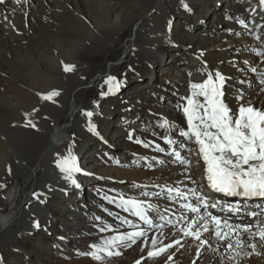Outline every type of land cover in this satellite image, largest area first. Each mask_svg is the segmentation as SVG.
Instances as JSON below:
<instances>
[{"label": "bare ground", "instance_id": "obj_1", "mask_svg": "<svg viewBox=\"0 0 264 264\" xmlns=\"http://www.w3.org/2000/svg\"><path fill=\"white\" fill-rule=\"evenodd\" d=\"M31 1L21 0L16 4L7 0L5 5H0V87H4L0 91V185H5L0 187V264L10 261L38 264L36 256L41 250V236L49 230L51 222L58 223L57 230L51 233L55 243L50 256L56 264H82L94 260L81 253L92 251L90 245L102 244L120 233L137 230L134 226L144 229L146 234L136 243L126 241L132 247L123 252L124 257H128L127 264H136L137 260L141 264H264V242L258 237L250 238L243 231L231 234L233 243L238 237L243 241L242 246L231 249L226 247L227 242L217 240L211 232L202 233V239L208 244L201 245L179 231L182 217L195 216L183 205L194 204L200 207V215L205 214L204 207L189 190L197 189L208 203L212 194L207 189L206 164L197 155V145L179 134V129L187 127L182 111L186 100L182 98L191 94L192 83H201L208 73L218 71L225 77V101L230 107L236 109L239 103L250 102L264 110V9L259 3L254 7L251 3L234 2L235 11L215 4L209 15H199L196 19L201 25L196 31L199 38L191 41L192 47L187 48L191 57L186 59L177 53L179 60L177 56L169 60L160 55L162 51L170 53L179 49L172 47V20L180 16L193 18L196 7L190 2L157 0L153 4L148 0L143 3L146 13H141V2L133 0L125 12L114 15L110 0H40L35 12L48 5V1H54L53 13L45 9L41 19L35 22L34 17L28 15ZM106 1L108 6L104 5ZM102 5L104 14L99 16L97 12L94 15L92 12ZM63 14L82 15L81 21L87 20L86 15L92 16L96 21L89 26L83 44H57L61 58H55L53 52L46 56L41 50L44 38L40 37L47 29L44 20ZM252 14L256 16L253 18ZM232 19L239 24L231 23L229 20ZM260 21V31H257ZM215 25L222 26L216 28ZM31 29L35 33L31 37L36 42L34 47H29L26 36L22 35ZM66 32L72 34V31ZM126 33L124 41L122 38ZM231 33L236 37L228 40ZM121 39L124 43L118 54H114L113 61L101 66L90 77L89 73L95 70L90 66L91 54L107 53L106 50ZM206 55L212 57L210 61L204 59ZM184 58L186 64L178 66ZM65 65L73 66L72 71L66 72ZM25 68L28 71L21 73ZM253 68L256 71L253 72ZM108 76H115L125 88L120 96L136 112L129 121L121 115L112 118L114 113L103 103L117 91H108L105 83ZM3 81L4 85L1 84ZM89 84H93L98 95L82 104ZM53 91L59 95L51 100L42 99L43 95ZM134 91L138 94L132 98ZM238 93H243L242 101L236 100ZM87 112L92 116H87ZM29 120L37 127H26ZM165 120L169 126L161 127ZM105 121L108 125L102 128ZM92 126L94 131L89 130ZM152 131L162 140L157 138L155 141ZM165 137L176 143L168 145ZM133 141H140L143 146L133 148ZM157 145L164 150L160 151ZM173 150L180 153L179 157ZM84 151L89 155L84 156ZM69 152L83 170L74 173L81 189L65 180L56 166L57 159L68 156ZM20 180L22 188L15 184ZM130 183L131 190L120 186ZM151 183L164 190L159 192L148 186ZM27 185L31 186L28 190ZM168 188L181 189L188 194L187 200L175 197L174 193L170 195ZM82 189L83 192H76ZM121 197L152 205L147 208V213L155 219V228L142 227V222L131 210L118 207ZM53 198L62 201L58 207L59 219L50 217L52 213L47 203ZM109 199L114 202L109 203ZM207 209L233 225L252 224L253 231L264 221L258 218L255 221L246 212L225 217L226 214L217 208L209 206ZM37 223L39 227L35 226ZM104 225H109L111 230L101 232ZM209 227L214 225L209 222ZM34 233H38L36 240H40L36 243V253L27 250L19 241L31 239ZM152 238L157 240L156 247L177 239L181 243L174 244L159 257L149 259V250H140L139 244ZM251 243L256 244L255 251L249 247ZM124 246L126 244L117 248ZM4 253L12 259L6 261ZM169 255L171 259H168ZM93 264L99 263L94 260Z\"/></svg>", "mask_w": 264, "mask_h": 264}, {"label": "snow or ice", "instance_id": "obj_2", "mask_svg": "<svg viewBox=\"0 0 264 264\" xmlns=\"http://www.w3.org/2000/svg\"><path fill=\"white\" fill-rule=\"evenodd\" d=\"M6 2L7 0H0V5H5ZM13 2L19 4L21 0H13ZM259 7L264 9V0H259ZM240 23L244 24V21L241 20ZM245 28H247L246 24ZM245 63H248V61H245ZM72 69L73 66L71 65H65L64 67L66 72L72 71ZM252 71L254 72L256 69L253 68ZM105 83L108 85L109 92L118 90L120 86V82L115 76H108ZM224 86L225 77L218 71L214 74L208 73L207 78L201 83L190 85L191 94L182 98L186 100L182 111L186 118L187 127L179 129V134L187 141H194L197 145V155L202 157L206 164V180L212 190L223 193L225 196H238L246 199L264 198V110L257 109L250 102L246 104L239 103V106L233 109L225 101ZM105 94L102 93V95ZM57 95L59 93L53 91L50 94L43 95L42 99L51 100ZM235 98L237 101H242L243 93H238ZM86 115L91 117L92 113L87 112ZM27 126L37 127L31 120L28 121ZM160 126H169V122L165 120ZM89 130L94 131V126L90 127ZM164 139L168 145L176 143L168 137ZM181 146L185 147L186 145L181 144ZM157 148L160 151L164 150L159 145H157ZM173 154L177 157L180 155L175 150H173ZM182 162L187 163V161ZM56 166L64 174L65 180L76 188L80 187L74 173H81L83 170L77 166L75 157L71 155V152L68 156L57 159ZM10 172L11 169H9ZM83 174L90 175V173ZM4 186L0 185V187ZM167 191L170 195L174 193L175 197L187 200L188 194L179 188H168ZM189 192L205 209L209 206L211 208L218 207L216 203L209 205L206 199L198 194L197 189H190ZM113 202L114 200L109 199V203ZM145 203L142 200H126L121 197L118 207H122L125 211L131 210L132 214L143 221L144 224L152 226L153 221L147 213V208H151L152 205L148 204L146 208ZM183 206L196 215L188 218L182 217L183 223L179 231L184 237H191L199 241L201 245L208 244L207 240L202 239V233L204 232H211L217 240L227 242L226 247L229 249L234 246L237 248L242 246L243 241L239 237L234 243L230 239L232 233L240 231L248 233L250 238L258 237L261 242H264V221H261L253 231L252 224L233 225L227 219H221L211 212L200 215V207L194 204L187 203ZM235 211H239V209H235ZM252 215L255 216L256 214L253 213ZM160 218L164 219L163 216ZM209 222L214 225L211 229ZM35 226L39 227V224L37 223ZM106 230H111L109 225L100 228L101 232ZM143 236H145L144 229L137 227L136 231L120 233L104 240L102 244L90 245L89 247L93 250L81 254L89 255L92 259L102 262L105 257L120 255V252L114 249L124 245L126 241L136 243V240ZM151 243L153 249L147 252L149 259L159 257L167 249L172 248L174 244L179 245L181 241L177 239L171 244L156 247L157 240L152 238ZM249 247L255 251L256 244L251 243ZM237 255H239L238 252ZM171 258V255H169L168 259ZM136 264H141V261L137 260Z\"/></svg>", "mask_w": 264, "mask_h": 264}, {"label": "rangeland", "instance_id": "obj_3", "mask_svg": "<svg viewBox=\"0 0 264 264\" xmlns=\"http://www.w3.org/2000/svg\"><path fill=\"white\" fill-rule=\"evenodd\" d=\"M39 1L40 0H32L31 4H29L30 8L28 10V15L31 14L34 17L35 22H38V18L41 19V14H42L43 10L45 11V9H47V11L49 9L50 13H53L51 8L53 7L52 4L54 3V1H48V5L44 6L38 12H35V9L40 6L39 5ZM132 1L133 0H110L109 3L112 5V7L114 9V15H117L118 13L125 12L127 7H128V5ZM138 1L141 2V5H140L141 6V13L145 12V9L143 7V3L144 2L147 3L148 0L147 1L146 0L145 1L144 0H138ZM156 1L157 0H152V3L154 4ZM183 1H184V3L185 2H187V3L190 2V4L192 6L196 7L198 12L195 9V12L192 13L193 18H191V16H188V17L180 16V17H176L175 19L172 20V24H171V28H170L172 30L171 31L172 32V36L171 37L173 38L172 47H176V48L178 47L179 49H176V51H175V49H173L172 51H170V53L166 52V51H162V54L160 55L161 57H163V58L165 57L166 59L168 58L169 60L175 59L176 56L178 58L179 55H176L177 53H180V56H184L186 59L191 57V53H190V51H188V49H190L192 47L190 42L193 41V40L197 41V38H199V36H198L199 34L196 33L197 29H199L200 28L199 26L201 25L199 22H196V19H198L199 15H202V16L209 15L211 7H213L215 4L217 6L218 5L219 6H224L225 5L224 8H228V9H230L232 11L237 10V6H233V3H231L230 1L226 2V0H183ZM195 1H198L199 3H194ZM209 1H210V5H208ZM250 1H248V2L247 1H243L241 3H251L250 5L254 6V7H256L258 5V3H259L258 1H254V0H250ZM106 3H107V1L105 2L104 5L108 6ZM238 3H240V2H238ZM104 5H102L101 7H98V9L94 10L95 12H92V13L95 15V13L98 12L97 14L99 16L101 15V13L104 14V10H105L104 7H103ZM115 7H116V9H115ZM56 11L59 12V13H63V12L60 11V9H57ZM99 16H98V18H99ZM255 16H256V14H252L253 18ZM83 17L85 18V15H83ZM81 18H82V15H76V17H74V16L72 17L71 14H63L61 17H51V18L45 19L44 20V24L47 27V29L44 31L45 32L43 34L44 36L43 35L40 36L41 38H44L43 40L45 42L44 44L41 45L42 46V49H41L42 52L45 53L46 56H50V55H48V53L50 54L51 52H53L55 58L56 57L57 58H61V56L59 55L60 51L56 47L57 44L63 45V43H65V42L66 43H74V44H77V43L78 44H83L85 42L84 41L85 37H87L88 34H89V26L91 25V23H94L96 20L92 19V16L89 17L87 15H86L87 20L83 18L84 20L81 21L82 20ZM36 19H37V21H36ZM229 21L231 23L232 22H236L237 24H239V22L234 20V19L229 20ZM40 23H43V22H40ZM212 25H214V24H212ZM221 26L222 25H215L216 28L221 27ZM257 27H258L257 31H260L261 21H260V24L257 25ZM66 31H69V32L72 31L71 32L72 34L70 35ZM22 35H24V37L26 36L25 37L26 38L25 42L27 44H29V47H34V44L36 42L31 39V37L33 35H35L34 30L31 29V30L25 32ZM127 35H128V33H126L124 35V37L122 38V39H124V41H125V39H127V37H126ZM208 35H211V34H208ZM258 36H260V35L258 34ZM230 37L232 38V37H236V36H234L233 33H231L230 36L228 37V40L231 39ZM122 39L117 44H115L113 46H110V49H109L110 51L106 50L107 53H105V51H103V52L101 51V52H94L93 54H91V59L89 60V62H90L91 69L92 70L95 69V70H94V72L91 71L89 73L90 77H92V75L94 73H96L98 71V69L101 68V66H103L106 63H110L111 61H113L114 54L115 53H116L115 55L118 54V52L120 51L119 48L124 43V42L122 43V41H123ZM228 40L226 39L227 42H228ZM226 41H224L222 43L225 44ZM207 49H210V48L209 47L206 48V51H205L206 53L209 52ZM40 55H42V57H44L43 54H40ZM107 56H108L109 59L107 58ZM185 58L182 59V61L180 60V63H178L179 64L178 66H182V65L186 64L187 61L185 62ZM211 58L212 57L207 56L204 59L210 61ZM178 60H179V58H178ZM8 64L9 63H7L6 65H8ZM9 66H11V65H9ZM12 68H13V66H12ZM27 71H28V69L25 68L24 71L21 70V73L23 72V74H24V72L26 73ZM159 78H161V76H159ZM1 84L4 85L5 82L3 81ZM130 85H128V87ZM2 88H4V87L1 86L0 87V91H2ZM132 88H133V86H132ZM124 89L125 88L123 87V85L120 86V88L116 91L115 95L110 96V97H106L104 99L103 103L104 104H108V106L111 108V111L114 113L112 118H116L117 115H121V116H123L125 119H127L129 121L136 115V112L133 111L132 110L133 107H131L125 101V99L120 96V95H122L121 93L124 91ZM137 94H138V92L134 91V94L132 95V98L136 97ZM97 95H98L97 92L93 88V84L87 85L86 86V94L83 96L82 104L84 103V101L86 103L87 101L92 100ZM114 96H118V97H114ZM107 123H108V121H105L104 123H102V125H101L102 128L107 127V125H108ZM140 126H143V124L140 125ZM130 134L132 135V131L130 132ZM152 136H153L152 138L155 141H157V138L160 137L153 131H152ZM158 140H160V139L158 138ZM161 140H162V138H161ZM91 145H93V143H91L90 146ZM139 146H143V145H140L137 141H133L132 142V147L133 148H137ZM83 155L84 156L85 155H89V152L88 151H84ZM158 166H160V165H158ZM139 168H141V167L139 166ZM149 168L152 169L151 167H149ZM15 184L18 185L20 188H22V184H23L22 180H20L17 183L15 182ZM131 185H132V183H130L128 185H120V186L126 187L128 190H131V188H132ZM30 187H31L30 185H27L26 189L28 190ZM80 189H81V186H80ZM3 192L4 191H2V193ZM53 202L55 204H53ZM59 202H60L59 199L53 198L50 203L49 202L47 203V204H49L47 206L51 209V213H52L50 217L53 216V217H57V219H59L60 213H59L58 207L60 206L62 201L60 203ZM57 225H58L57 222H51L48 225V228H47L49 230L44 231L45 232L44 235H43L44 237L41 236L42 237L41 238V242H40L41 243V250H40V253L36 256L38 264H56V262L54 260H52L50 254H51V250H52V245H54L53 243H55V240L53 239V235L51 233L57 230ZM39 230H41V229H39ZM37 234L38 233H34V235H32V237H31V239H27V240H21L20 239L19 241L27 250H30V251L36 253V249H37L36 248V243H38L40 241V240L39 241L36 240V238L39 237V235H37ZM43 239H44V241H43ZM127 243H129V242H125L126 246L115 249V251H119L120 252V255H114L112 257H105V259L102 262L101 261H96V260L95 261L97 263H99V264H127L128 263V257H126V256L124 257L123 252L124 251L125 252L129 251L132 248L131 244L129 243L130 246H128L129 244H127ZM152 248H153V245L151 243V240H149L148 242L146 241L144 243L139 244V249L140 250H147L148 251V250H150ZM4 258H5L6 261H9L10 259H12L11 255L6 254V253H4ZM93 263H94V260H91V261H87V262L82 263V264H93ZM9 264H14V263L12 261H10Z\"/></svg>", "mask_w": 264, "mask_h": 264}]
</instances>
